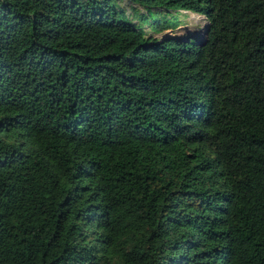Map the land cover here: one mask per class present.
Instances as JSON below:
<instances>
[{
    "label": "trees",
    "instance_id": "16d2710c",
    "mask_svg": "<svg viewBox=\"0 0 264 264\" xmlns=\"http://www.w3.org/2000/svg\"><path fill=\"white\" fill-rule=\"evenodd\" d=\"M0 264H264V0H0Z\"/></svg>",
    "mask_w": 264,
    "mask_h": 264
},
{
    "label": "rangeland",
    "instance_id": "374dc122",
    "mask_svg": "<svg viewBox=\"0 0 264 264\" xmlns=\"http://www.w3.org/2000/svg\"><path fill=\"white\" fill-rule=\"evenodd\" d=\"M193 15V16H192ZM174 22L172 25H177L174 30H165V35L173 36H196L198 38H203L205 34V27L207 25V20L204 16L191 13L188 11H180L179 13H173ZM147 31L148 27H145ZM155 36H160V34H155Z\"/></svg>",
    "mask_w": 264,
    "mask_h": 264
},
{
    "label": "bare ground",
    "instance_id": "6f19581e",
    "mask_svg": "<svg viewBox=\"0 0 264 264\" xmlns=\"http://www.w3.org/2000/svg\"><path fill=\"white\" fill-rule=\"evenodd\" d=\"M193 16V15H192Z\"/></svg>",
    "mask_w": 264,
    "mask_h": 264
}]
</instances>
